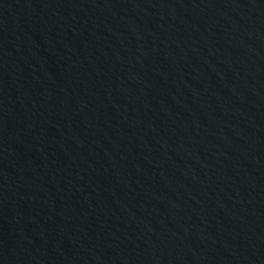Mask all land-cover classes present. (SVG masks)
<instances>
[{
    "label": "water",
    "instance_id": "water-1",
    "mask_svg": "<svg viewBox=\"0 0 264 264\" xmlns=\"http://www.w3.org/2000/svg\"><path fill=\"white\" fill-rule=\"evenodd\" d=\"M0 264H264V0H0Z\"/></svg>",
    "mask_w": 264,
    "mask_h": 264
}]
</instances>
